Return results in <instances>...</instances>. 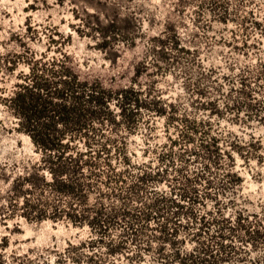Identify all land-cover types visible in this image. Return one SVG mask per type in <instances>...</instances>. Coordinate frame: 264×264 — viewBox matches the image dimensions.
<instances>
[{"label":"rangeland","instance_id":"1","mask_svg":"<svg viewBox=\"0 0 264 264\" xmlns=\"http://www.w3.org/2000/svg\"><path fill=\"white\" fill-rule=\"evenodd\" d=\"M30 66L86 110L75 193L9 106ZM0 264H264V0H0Z\"/></svg>","mask_w":264,"mask_h":264},{"label":"trees","instance_id":"2","mask_svg":"<svg viewBox=\"0 0 264 264\" xmlns=\"http://www.w3.org/2000/svg\"><path fill=\"white\" fill-rule=\"evenodd\" d=\"M34 71V67L30 66V74L32 73L34 77L32 85H21L20 90L14 93L8 103L13 113L19 118V129L30 136L34 146L41 153V160L49 161L46 167L52 179L48 184L55 186L59 192L72 194L78 190V186L68 180V170L73 168L74 171L83 172L86 163L85 153L75 151L70 144L71 139L76 138L77 133L68 127L58 128V123L61 121L62 124L72 122L81 124L86 110L76 105L59 104L50 97L44 96L42 92L47 90L48 81L38 80L40 76L35 75ZM64 75L69 78L70 82L79 83L78 75L71 68L67 67ZM57 95L63 96L62 89L57 91ZM114 97L116 95H110L98 87L95 89L93 101L103 105L107 114L113 116V113L109 111L108 102ZM120 98L121 100L126 99L123 93ZM90 113L95 114L96 112ZM50 153H58V155L52 158ZM70 163H73L74 167H70ZM42 180H45L44 177ZM71 218L78 220L76 218L80 217L74 215Z\"/></svg>","mask_w":264,"mask_h":264}]
</instances>
